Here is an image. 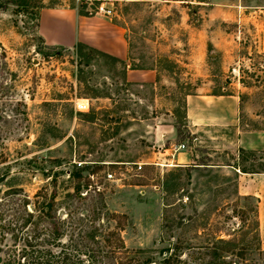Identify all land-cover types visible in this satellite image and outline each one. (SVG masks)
<instances>
[{
	"label": "rangeland",
	"instance_id": "1",
	"mask_svg": "<svg viewBox=\"0 0 264 264\" xmlns=\"http://www.w3.org/2000/svg\"><path fill=\"white\" fill-rule=\"evenodd\" d=\"M49 8L107 17L124 57L98 49L112 39L97 20L78 41L96 51L45 44ZM263 28L264 0H0V196L54 197L84 264H264L255 199L210 167L261 171L264 153L193 142L184 119L187 94L237 92L242 114L262 113L248 127H264ZM172 126L194 158L155 165Z\"/></svg>",
	"mask_w": 264,
	"mask_h": 264
},
{
	"label": "crops",
	"instance_id": "2",
	"mask_svg": "<svg viewBox=\"0 0 264 264\" xmlns=\"http://www.w3.org/2000/svg\"><path fill=\"white\" fill-rule=\"evenodd\" d=\"M106 18V19H105ZM82 16L74 9H41L38 15V33L45 44L52 46L73 47L78 41H85L83 37L94 36L98 29L93 28L92 34H84L83 25L87 21L91 23L98 21V26L105 25L110 31L109 36L112 43L109 46L98 44V49L124 57L125 48L121 42L118 31L109 27L107 17ZM99 34V33H98ZM258 50L264 52V28L258 39ZM136 73L137 70L128 71ZM154 71V70H150ZM135 75V74H134ZM262 116L259 111L251 110L245 114L240 111V98L237 92L226 93H194L187 94L184 99V119L186 127L190 131L192 141H198L200 137L212 138V143H218L222 149L234 147L243 150L264 153V127L258 125L254 128L248 127L245 121H255ZM157 145V150L152 151L150 158L163 157V161L181 164L194 158L193 151H177L172 157L173 145L185 141H175L177 129L172 126ZM214 138H219L216 141ZM217 145H215L216 147ZM196 157V155H195ZM211 168H221L226 173H233L236 180L237 195L250 197L256 201L257 234L264 250V172H242L238 164L213 165Z\"/></svg>",
	"mask_w": 264,
	"mask_h": 264
},
{
	"label": "trees",
	"instance_id": "3",
	"mask_svg": "<svg viewBox=\"0 0 264 264\" xmlns=\"http://www.w3.org/2000/svg\"><path fill=\"white\" fill-rule=\"evenodd\" d=\"M74 46L78 51H96L80 42ZM238 151L244 152L241 148ZM240 170L264 172L245 167ZM53 211L54 197L32 201L21 188L5 190L0 196V264H84L72 245L61 238L66 230L65 221L56 218ZM177 261L170 253L163 264Z\"/></svg>",
	"mask_w": 264,
	"mask_h": 264
},
{
	"label": "built area",
	"instance_id": "4",
	"mask_svg": "<svg viewBox=\"0 0 264 264\" xmlns=\"http://www.w3.org/2000/svg\"><path fill=\"white\" fill-rule=\"evenodd\" d=\"M76 107H77L78 110L85 111V110L88 109V103L79 104L78 102H76ZM186 149H187V147L183 143H179V144L173 145L172 148H171V155L170 156L172 157L177 151L186 150ZM152 163H154L155 165H159V166H161V165H166V166L167 165H175L172 162H167V161H165V162L153 161ZM78 165H81V162H78ZM141 167H142V164H138L137 168L141 169ZM88 176H89V178L93 177L91 174H88ZM106 178L108 180L114 181L113 174L110 173V172L106 173Z\"/></svg>",
	"mask_w": 264,
	"mask_h": 264
}]
</instances>
